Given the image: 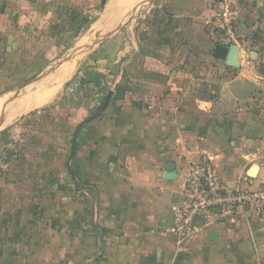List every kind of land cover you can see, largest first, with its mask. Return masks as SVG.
<instances>
[{
    "label": "crops",
    "instance_id": "obj_1",
    "mask_svg": "<svg viewBox=\"0 0 264 264\" xmlns=\"http://www.w3.org/2000/svg\"><path fill=\"white\" fill-rule=\"evenodd\" d=\"M145 1L119 3L122 8L132 3L142 7ZM86 3L0 0L1 87L10 93L16 83L24 84L23 96L9 106L6 121L28 95L48 94L68 78L67 85L73 67L65 56L57 65L56 79L45 86L51 66L47 54L79 37L81 30L74 35L79 14L89 18ZM150 5L149 27L123 28L118 33L126 43L119 50L122 63L109 90L113 95L102 114L80 131L85 133L87 151L82 160H86L85 177L89 188L99 195V201L92 202L93 232L105 229L107 240L102 264H264V208L239 210L232 220L216 224L183 245H176L169 233L190 165L211 160L217 180L229 189L264 186V107L255 111L252 105L261 97L264 101V82L252 68L244 67L242 58L239 68L231 69L210 57L211 40L221 36L213 0H154ZM247 9L251 19L263 17L264 0H247ZM118 16L113 14L112 19ZM130 18L125 17L124 27L135 23ZM251 29L242 30L249 34ZM97 36L105 38L81 53L95 45L104 47L110 37L102 32L94 38ZM202 51L205 57H194ZM207 66L215 67L214 80H209ZM210 81L218 85L212 96L207 91ZM117 85L124 91L116 93ZM6 97L9 95L0 99ZM91 109L88 104L82 111ZM72 143L73 139L71 150ZM39 153V171H24L21 184L14 185L19 192L11 198L16 203L10 206L8 218L1 210L4 199L0 200V264L9 260L10 264H23L25 248L21 244L30 243L46 227L45 219L33 223L30 217L32 195L38 196L40 213L47 211L49 173L45 152ZM169 164L175 167L173 180L165 177ZM253 166L257 172L251 178L248 172ZM69 174L73 178V170ZM55 226L63 235V219ZM213 233L217 240L210 241ZM4 242L12 243L6 253L1 247Z\"/></svg>",
    "mask_w": 264,
    "mask_h": 264
},
{
    "label": "rangeland",
    "instance_id": "obj_2",
    "mask_svg": "<svg viewBox=\"0 0 264 264\" xmlns=\"http://www.w3.org/2000/svg\"><path fill=\"white\" fill-rule=\"evenodd\" d=\"M102 1L87 0L86 7L89 18L82 27L79 37L68 40L64 43L63 48L52 50L47 54L51 66L47 70L45 86L51 85L50 82L56 79L60 68L57 65L63 62L62 58L65 56L69 61L67 64H71L70 66L73 67L67 85L65 82L68 78L57 85L54 93L47 99L48 101L54 95L49 103L31 112L23 111V106L42 95L40 93L28 95L20 103L22 104L21 107H17L10 118L16 114L28 113L11 121H9L10 118L8 121L4 119L3 125L0 127V200L4 199L1 210H3L6 218H8L10 206H13L12 203H16V199L14 198L11 202V198L18 196L19 191H14V188H17L14 185L21 184L23 172L39 171V152H45L46 168L49 173L48 191L47 196H45L47 211L40 213L38 196L32 195L29 205L31 207V221L34 223L37 220L45 219L46 227H41V234H38V237L34 236L30 243L21 244L25 248L22 256L24 257L22 259L23 264H102L107 240H104L105 229L99 227L97 233L96 231L93 232L95 212L92 202L99 201V195L89 188L88 180L85 177L87 174L85 170L86 160L85 163L82 160L87 151L83 131L79 134L80 143H77L74 160L71 163L73 171L78 169L76 174L78 183L70 176L66 165L71 153V141L78 124L94 113L102 104L107 92L113 89L112 83L120 75L119 67L122 58L119 56V50L121 44H125L126 40L123 39L122 41L118 33L123 28L124 30L129 28L132 30L144 29L149 27L151 23L147 16L148 10H150L148 9L150 0L143 3L146 4L145 10L130 16V21L137 25L132 23L126 27L121 25L125 17L131 11L139 10L141 5L132 3L131 6L122 8L119 2L122 1L124 4L128 0H106L104 5ZM129 1L136 2L137 0ZM236 9L237 17L232 26L234 40H223L221 36L211 40L209 55L214 58L213 46L217 44L222 45L221 43H223L226 47L241 46L243 48L241 49V57L237 56V68H239L238 61L242 58L245 60L244 67L252 68L257 77L263 78L262 82H264V16L251 19L248 16L247 0H238ZM113 14L119 16L112 19ZM102 24H105L103 31L100 30ZM243 27H252L251 33H243ZM101 32L110 36V39H105L107 44L104 47L92 46L88 52L81 53L84 48L105 38L98 36L96 39L94 38L95 34ZM220 33H222L221 30ZM131 40L130 38L127 39L130 47ZM198 53V56L195 53L194 57H205L203 51ZM210 66H207V71L210 73L209 80L210 78L214 80L215 67ZM41 79L44 80L43 76ZM211 81L207 87L209 96H212L218 87ZM1 82L0 92L3 89ZM22 85L24 84L17 83L13 89L11 88L12 92L0 93V96L9 95L6 97L8 100L3 107L13 100L7 105L8 109L12 103L18 101L16 99L22 98ZM33 88L36 89V87ZM79 89L82 90L81 94L73 93ZM2 99L5 98H1L0 101ZM81 101L82 104H79ZM78 104L79 108L76 109ZM88 104L92 109L88 112L82 111L83 107ZM252 105L255 111L258 108H263V97ZM21 122L22 124H20ZM87 127H85V132ZM55 174L58 176L57 178H55ZM61 219L64 221L63 235L59 227L55 226L56 222ZM11 244L8 242L2 244L1 247L5 253L9 251ZM9 261L11 262V260ZM9 261L7 264H10Z\"/></svg>",
    "mask_w": 264,
    "mask_h": 264
},
{
    "label": "built area",
    "instance_id": "obj_3",
    "mask_svg": "<svg viewBox=\"0 0 264 264\" xmlns=\"http://www.w3.org/2000/svg\"><path fill=\"white\" fill-rule=\"evenodd\" d=\"M213 1L220 7L217 19L221 39L233 41L232 26L237 17V1ZM182 196L183 199L174 209V222L169 229L176 245L189 243L216 224L232 220L239 210L253 206L264 208V186L258 189L226 188L217 180L209 159L189 166Z\"/></svg>",
    "mask_w": 264,
    "mask_h": 264
},
{
    "label": "water",
    "instance_id": "obj_4",
    "mask_svg": "<svg viewBox=\"0 0 264 264\" xmlns=\"http://www.w3.org/2000/svg\"><path fill=\"white\" fill-rule=\"evenodd\" d=\"M151 2H152V0H150L149 4ZM105 3H106V0H103L102 1V4L104 5ZM145 5L146 4H144L141 8L145 7ZM137 11L138 10L131 11V13L128 14L127 17L135 14ZM121 25H123V24H121ZM238 53H239V48L237 46H235V45L226 47L224 45L217 44V45H215V47L213 49V57L215 59H217V60L223 61L227 67H231V68H237L238 67V64H237V55H238ZM112 95H113V92L112 91H108L107 96L105 97V99L102 102V104L95 110L94 113H92L89 117H87L86 119H84L79 124V126L77 127V129L75 131V134L73 136L72 150H71L70 156H69L68 161H67V168H68V171L70 173H72L71 165L70 164H71V161H72V159L74 157V154H75L76 139H77L78 134L80 133L81 129L85 125H87L88 123H90L91 121H93L94 119H96L107 108V106L109 104V101H110V98L112 97ZM12 101H10V102H12ZM8 104H6L3 107L2 111H1V114H0V127L3 125V121L5 119V115H6V112H7V105ZM174 170H175L174 165L173 164H169L166 167V176L165 177L167 179H169V180H173L175 178ZM256 172H257V168L253 166V167H251L249 169L248 176L251 177V178H254L255 175H256ZM209 240L210 241L217 240V235L214 234V233L213 234H210Z\"/></svg>",
    "mask_w": 264,
    "mask_h": 264
},
{
    "label": "bare ground",
    "instance_id": "obj_5",
    "mask_svg": "<svg viewBox=\"0 0 264 264\" xmlns=\"http://www.w3.org/2000/svg\"><path fill=\"white\" fill-rule=\"evenodd\" d=\"M54 91L55 90H52L48 94L43 93L42 96H40L39 98H37V99L33 100L32 102L27 103L26 105H24L22 110L23 111H30L32 109H37V108L41 107L42 105H44L47 102V99L49 98V96H51L54 93ZM7 100H8L7 98L2 99L0 101V107H1V105L3 106Z\"/></svg>",
    "mask_w": 264,
    "mask_h": 264
},
{
    "label": "trees",
    "instance_id": "obj_6",
    "mask_svg": "<svg viewBox=\"0 0 264 264\" xmlns=\"http://www.w3.org/2000/svg\"><path fill=\"white\" fill-rule=\"evenodd\" d=\"M216 8H217V13H219L220 12V7L219 6H216ZM87 21H88V16L84 17L83 14L80 13L79 16H78V24L76 26L74 35H77V33L82 29V27L87 23ZM35 76H33L32 78H34ZM18 83H23V82H18ZM6 91H8V90H1L0 93H5ZM123 91H124V89L122 88V85H117L115 87V92L116 93L123 92ZM73 173H74L73 180L78 183V181H76L77 171H73Z\"/></svg>",
    "mask_w": 264,
    "mask_h": 264
}]
</instances>
